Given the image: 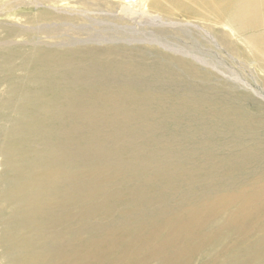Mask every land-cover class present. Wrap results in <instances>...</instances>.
<instances>
[{"label": "rangeland", "instance_id": "rangeland-1", "mask_svg": "<svg viewBox=\"0 0 264 264\" xmlns=\"http://www.w3.org/2000/svg\"><path fill=\"white\" fill-rule=\"evenodd\" d=\"M83 1L57 0L53 3L46 2L45 5H35L34 0H0V36L3 34L4 29L12 31L13 35L8 37L6 42L12 45H10L11 49L24 51L37 46L43 50L54 52V54L61 57L65 55V58H69L72 55L70 53H73V58L70 57L73 59L70 60V62L73 61L71 64H74V61H76L74 64L76 67L81 64H83L81 66H85L86 64L91 65L90 67L86 65L89 69L87 68V71H85V67L80 66L76 68L75 66H71L69 62L70 69H63L66 73H63V70L57 71L56 76L58 75V80L65 87V89L62 88L60 90L62 92L65 90L66 96H63V101L57 106H38L40 116L43 118V125L44 127L47 126V129L42 127V132L40 130L42 136L39 134L40 136L38 135L37 138L36 136L35 138L29 137V141L30 145L35 148L36 145L38 146L36 148L38 151H35L36 153L41 149L39 153L47 156L45 157L46 167L44 165L37 166V169L33 168V171L24 173L23 176L29 179L36 175L42 183L46 181L47 186L44 185V188H40L41 193H39V196L41 198L37 194L32 202L37 203L38 201H42L40 203V205L42 204L41 206L37 203L40 208L47 203L41 209L42 212L39 209L41 215L38 214V216H35V219L33 217L29 219L31 220L30 222L27 220L23 223L25 234L23 237H29L26 240L28 239V251L30 252L26 253L28 251L25 248V251L24 249L22 251V255L24 257L27 254L30 255L29 263L32 261L30 264H54V262L55 264H59L61 261L60 264H78L77 262H80V264H103L106 261L108 264H264V98L259 93L252 91L250 87L238 84L237 78L236 81L232 80L207 65L215 64L219 68L222 67L223 69H221L226 72L227 76L234 72V74L242 75L249 83L254 84V81H257L264 88V0H258L260 4L259 8L244 12L230 9L227 4L232 0L225 2H220V0H146L149 13L160 16L163 23L169 22V24H162L160 21L150 22L146 18L144 19L145 21L138 18V20H141L138 23L134 21V18L138 17L137 14L135 16L127 14L132 17L130 20V17L127 15L124 18H120L123 14L119 13L117 15V13L120 10L119 6L121 4L120 2H114V0H90V8L81 4ZM242 2L243 4H254L256 0H242ZM187 8L190 10L188 11ZM86 9L90 10V12L85 11ZM39 10L46 11V14L55 13L56 17L49 21H36L37 19L35 18L29 20L30 16H35ZM194 24L201 25V28L207 29L224 46L228 54L219 52L217 56L214 46L212 47L213 44H210L211 42L207 38L198 35L197 29L193 27ZM219 31L222 32L220 33ZM14 34L17 35L15 36ZM4 40L6 38L0 39V44ZM200 40L201 43H199ZM78 48L79 55L77 52ZM81 48L83 49L82 52L80 51ZM211 52L214 53L211 54ZM209 58L212 60L210 61ZM239 60L240 62L238 63ZM161 61L163 62L161 63ZM249 61L250 63H248ZM19 62L20 60L18 59L14 65L19 64ZM59 64H61V61ZM71 69L76 70H72L74 72L72 74L81 76L80 78L82 79L77 77L79 85H77L78 81L75 82L74 78L76 77L71 74ZM95 69H98L99 73ZM153 69L155 70L153 71ZM78 70H81V75ZM111 70L114 71L112 72ZM26 71L25 69L17 70L14 77L23 75ZM91 71H95L97 75L92 74ZM143 72L146 73V76ZM103 73L107 75L106 78H104ZM59 74H61V77ZM101 75L103 77H99ZM73 76L74 78H71ZM67 77H70V79L68 80ZM84 77L85 79H83ZM91 81H95L93 83L94 86ZM73 83L78 88L76 86L74 88ZM6 86V82H4V85L0 84V94H2L0 99L6 98L5 100H7L12 97L10 93H2ZM89 86L90 89L88 88ZM74 89H78L77 92ZM92 90L93 92H91ZM121 90L123 91L121 92ZM86 91H89L88 93L91 94L88 95ZM75 92L78 95L80 94L79 96L86 95L84 98H82L83 95L78 99ZM69 96L71 100L68 99ZM79 101L84 102L82 106ZM109 101L110 103H108ZM91 102H94V104ZM72 103H75L76 108ZM64 104L66 105L64 106ZM1 107L0 127L2 125V128L9 126L4 123L2 124L3 117L6 114L5 117H11L9 119L11 120V124L15 123L16 117L13 115L15 119L13 120L12 118L13 106ZM65 110L67 111L65 112ZM50 111L52 112L50 113ZM61 111L64 117L63 115L59 116L62 113ZM87 111H90L89 114H86ZM56 112H60L59 115ZM70 112L73 113L69 114ZM52 114L54 117L58 116V119L61 117V124L60 119L57 122L56 117L53 118ZM99 114L104 116L105 119L101 118L102 116ZM77 115L78 117H76ZM49 116L54 119V122H52L53 119L49 118ZM69 116H74L78 120V123L76 122L77 125L73 122L76 120L73 118L71 120ZM64 118L66 122H64ZM68 119L69 121H67ZM70 121L77 127L72 126ZM49 129L52 132L53 130L57 131L53 132L56 138L53 137L54 135ZM146 131H149L148 135ZM2 132L0 130V145L6 141ZM49 133L52 135L49 136ZM55 133H59L60 135L56 136L57 134ZM77 134H79L78 137ZM48 137H50L49 141ZM52 137L53 140H51ZM136 137H139L138 140ZM145 140H147V144H144ZM50 141L53 142L51 143ZM89 141H92V143L90 142L89 144ZM91 144H95L97 147ZM78 145L81 146L79 147ZM59 147H63L62 150ZM42 148L44 149L42 150ZM89 148H92V150ZM97 149L99 150L97 151ZM44 152L46 153L44 154ZM29 157L25 160L30 163L32 157ZM1 159L0 155V183L7 180L4 174V166L1 165ZM58 176L62 177L59 178ZM52 179H54V185L57 188L53 187ZM50 184L52 187H48ZM232 188L235 189L233 190ZM52 189L53 192L50 191ZM51 192L56 194H52ZM45 194L47 195L45 196ZM62 194L68 195L70 198ZM49 195L51 197L55 195L60 196L52 197L54 198L52 199L48 198ZM72 195L73 197L75 196L73 201L71 200ZM65 197L68 198L67 202ZM71 201L75 203L73 204ZM134 201L135 203H133ZM55 202H59V204L56 203L54 205ZM48 203L54 204H49L48 206ZM64 204L66 205L64 206ZM57 206L59 210L56 209ZM59 206L63 207L62 210ZM52 208H55V211ZM43 209H50L51 213ZM113 209H117V212ZM43 211L46 213L43 214ZM53 211H57V219H54L55 213ZM73 211L76 212L73 213ZM61 212L63 213L61 214ZM116 216L119 218L118 220H116ZM137 217H142L143 219H138ZM45 218H48L47 221L52 218L50 220L52 222L51 226L49 225L50 221L48 223ZM5 219H0L1 254L4 251V253L8 252L10 247V244L5 243L7 241L2 239L4 236L2 232L3 227L7 222ZM37 219L40 221H37ZM77 219L80 220L78 221ZM45 221L48 224H45ZM136 221L137 223H134ZM10 222L13 225L18 221L16 222L15 218H13L9 220ZM87 224L90 226L88 227ZM138 225H140V228ZM42 227L46 228L45 231L48 228L46 233L44 230L40 232L43 229ZM78 227L81 230H85L81 232ZM57 231L62 237L58 236V234L56 235ZM129 231L132 232L130 233ZM49 232L52 234H47ZM131 234H135L134 238L136 237L137 239H133ZM64 236H67L68 239ZM95 236L96 238H94ZM42 238H45V240ZM60 238L62 240L65 239L61 242ZM40 240L41 243L39 242ZM48 240L49 243L46 242ZM57 240L61 243H58ZM70 243L75 244L71 246ZM68 246H71L69 248L70 251L72 250L71 252L67 249ZM140 246L141 249L138 248ZM57 249L63 250L59 251ZM96 249L98 250L96 251ZM119 249L122 251L119 252ZM56 250L59 255L55 253ZM113 250L114 253H112ZM1 254L0 264H5L1 260ZM45 254H47V257H45ZM85 254L88 257L83 258L82 255L85 256ZM112 254L113 258H111ZM22 255L20 254V257ZM52 256L55 257L53 258ZM121 256L122 258H120ZM34 257H37V259ZM49 257L55 261H49ZM62 258L63 260L65 259V262ZM86 258L91 259V261L94 258L93 261L95 263L93 261L90 263L89 259V262L83 260ZM97 258L100 261L99 259L96 260Z\"/></svg>", "mask_w": 264, "mask_h": 264}, {"label": "bare ground", "instance_id": "bare-ground-1", "mask_svg": "<svg viewBox=\"0 0 264 264\" xmlns=\"http://www.w3.org/2000/svg\"><path fill=\"white\" fill-rule=\"evenodd\" d=\"M35 2V5H41V4H44L45 5V3L46 2H50V3H53V2H56L57 0H34ZM83 1V0H82ZM107 1H109V0H107ZM113 1V0H112ZM120 2V6H119V12L117 13V15L119 14V13H122L123 14V16L122 17H120V18H124V16H126L127 14H131V16L132 15H134L135 16V14H137V16L138 17H136V18H134V21H137L138 23H140L141 22V20H144L145 18H146V20H149L150 22H156V21H160V22H162L161 21V18H160V16H158V15H154V14H150L149 13V8H148V6H147V2H146V0L144 1V0H114V2ZM191 1H193V0H191ZM225 1H227V0H220V2H225ZM24 2H26V1H24ZM181 2V1H180ZM27 3V2H26ZM179 3V2H178ZM25 4V3H24ZM81 4H84L87 8L90 6L91 7V2H90V0H84ZM197 4V3H196ZM27 5V4H26ZM31 5V4H30ZM176 5V4H175ZM174 5V6H175ZM229 7H230V9H233L234 11L235 10H238V11H248V10H250V11H253V10H255V9H257V8H259L258 6H260V4H259V2H258V0H256V2L254 3V4H252V3H245V4H243V2H242V0H232L229 4H227ZM25 6V5H24ZM49 6V5H48ZM173 6V7H174ZM34 7V6H33ZM44 7V6H43ZM53 7V6H52ZM89 7V8H90ZM176 7V6H175ZM187 7V6H186ZM189 7H191L190 5H189ZM177 8H178V5H177ZM171 9V8H170ZM179 9H180V7H179ZM188 9V8H187ZM195 9V8H194ZM44 10H45V8H44ZM178 10V9H177ZM190 9H188V11H189ZM192 10V9H191ZM55 11V10H54ZM85 11H88V12H90V10H85ZM187 11V10H186ZM85 13V12H84ZM35 14V13H34ZM115 14V13H114ZM121 14V15H122ZM198 14V13H197ZM26 16V15H25ZM128 17H130L129 18V20L130 19H132V17L131 16H129V15H127ZM197 16V15H196ZM203 16V15H202ZM29 17V16H28ZM27 17V18H28ZM56 17V14L54 13V14H46V11H41V10H39V11H37V13L35 14V16H30V19L29 20H32V19H37L36 21H38V20H52L53 18H55ZM198 17V16H197ZM138 18H140L141 20H138ZM145 21V20H144ZM52 23V22H51ZM162 24H169V22H162ZM188 24V23H187ZM206 25V24H205ZM190 26V25H189ZM191 26H193V25H191ZM201 26V25H200ZM200 26H198V25H195L194 24V26L193 27H195L196 29H197V32H198V35H200V36H202V37H204V38H207L208 40H209V42H211L210 44H213L212 45V47L214 46V49L216 50L215 51V54H217V56H218V54H219V52L221 53L222 52V54L224 53V54H228V51L224 48V46L215 38V37H213V35L207 30V29H204V27L203 28H201ZM225 27V26H224ZM227 27V26H226ZM213 29V28H212ZM230 31V30H229ZM24 32H25V30L23 31V34H24ZM220 32V31H219ZM222 32V31H221ZM220 32V33H221ZM27 33V32H26ZM26 33H25V35H26ZM231 33H232V31H231ZM13 35V33H12V31H10V30H8V29H4V32H3V34L0 36V39L1 40H3V39H5L6 38V40H4V41H2V43L0 44V84L1 85H4V82H6L7 83V86L5 87V89H4V91H2V93H10V94H12V97H11V99H7V100H5V99H0V109L2 108L1 106H13L12 108H13V114H12V118H13V115H14V117H16V119L15 118H13V120L15 119V123H13V124H11V120H9V119H11V117L10 116H7V117H3V122H2V124L4 123V124H7V125H9L8 127H4V128H2V126L0 127V130H2L3 132H2V134L5 136V138H6V141H5V143L3 144H1L0 145V155H1V157H2V159H1V165L2 166H4V170H5V172H4V174H5V176L7 177V180L6 181H1L2 183H0V219H4V218H6L5 220H7V222L4 224V227H3V234H4V236H3V240L4 241H7V242H5V243H8V244H10V247H9V249H8V252H6V253H0L1 254V260L5 263V264H30V263H32V261L29 263V257H30V255H26L25 257L22 255V251H23V249H24V251H25V248L27 249L26 251H28V239H29V237H26V238H28L27 240H26V238H24L23 236L25 235L24 234V231H23V223L25 222V221H27V220H29V219H32L33 217H34V219L36 218L35 216H38V214H40L41 212H42V208H44L45 207V205H46V203H45V205H44V203H43V207L42 208H40V206L42 205H40V203L42 202V201H38L37 203H39V205H37V203L35 202H32L33 201V198L38 194V196H39V193H41L40 191H41V189L40 188H44V185H46V181L45 182H43L42 183V181H39V179L37 178V176L36 175H34L33 176V178H29V179H27L26 178V176H23L24 175V173H29L30 171H33L32 169L33 168H36L37 166H42V165H46V162H45V157H47V156H44V155H41V153H39L40 152V150L41 149H39V152H35V151H38L36 148H38V146L36 145V148L34 147V146H32V145H30V139H29V137H34L35 138V136H36V138H37V136L40 134H42V133H40V130H41V132H42V127L43 128H46V127H44V125H43V118H41V114H40V110H39V108H38V106H57L58 104H60V102L61 101H63V96H66L65 94V90H64V92H62L60 89H65V87H63V84H61L60 83V81L58 80V75L56 76V72L57 71H60V70H68V69H70V64H71V62L73 63V61H71L70 62V60H73V59H71V58H73L72 57V55H73V53H70V54H72V55H70V57L69 58H65L64 56L63 57H61V56H59V55H57V54H54V52H50V51H48V50H43L41 47H37V46H34V47H32V48H30V49H26V50H24V51H19V50H14V49H11L12 47V45L10 44V43H6L7 42V39H8V37H10V36H12ZM15 35V34H14ZM17 35V34H16ZM15 35V36H16ZM221 36V35H220ZM14 37V36H13ZM53 37V36H52ZM204 38H202V40H204ZM218 39H220V38H218ZM222 40V39H221ZM199 43H201V40H200V42ZM225 43V42H224ZM4 46V47H2V46ZM11 45V46H10ZM203 46V45H202ZM94 48V47H93ZM209 48H210V45H209ZM234 48V47H233ZM100 49V48H99ZM203 49V48H202ZM206 49H207V47H206ZM237 49V48H236ZM76 50V49H75ZM74 50V51H75ZM82 48H81V52H82ZM86 50V49H85ZM93 50V49H92ZM212 51H213V49H211ZM228 50H229V48H228ZM71 51V50H70ZM73 51V50H72ZM86 51H88V50H86ZM86 51H84V53H86ZM94 51H95V48H94ZM60 52V51H59ZM78 55H79V48H78ZM89 52V51H88ZM87 52V53H88ZM93 52V51H92ZM117 52V51H116ZM241 52V51H240ZM239 52V53H240ZM75 53H76V51H75ZM94 53V52H93ZM92 53V54H93ZM200 53V52H199ZM202 53V52H201ZM214 52H211V54H213ZM242 53V52H241ZM81 54V53H80ZM94 54H96V53H94ZM103 54V53H102ZM83 55V54H82ZM87 55V54H86ZM86 55H85V57H86ZM99 55H100V53H99ZM105 55V54H104ZM115 55V54H114ZM75 56L77 57V55L75 54ZM88 56V55H87ZM91 56V55H90ZM93 56H95V55H93ZM93 56H92V58H93ZM103 56V55H102ZM113 56V55H112ZM229 56V55H228ZM97 57H98V55H97ZM197 57V56H196ZM210 57H211V55H210ZM78 58V57H77ZM90 58V57H89ZM91 58V59H92ZM99 58H101V57H99ZM106 58V57H105ZM198 58V57H197ZM204 58H205V56H204ZM212 58V57H211ZM224 58V57H223ZM226 58H227V56H226ZM20 60V62H19V64H16V65H14L15 63H16V61L17 60ZM95 59H97L96 57H95ZM210 59V58H209ZM212 59H214V57L212 58ZM212 59H210V61L212 60ZM220 59V58H219ZM74 60H76V58H74ZM99 60V59H98ZM119 60V59H118ZM129 60V59H128ZM172 60V59H171ZM205 60V59H204ZM216 60V59H215ZM225 60V59H224ZM61 61V64H59V62ZM77 61H78V59H77ZM81 61V60H80ZM96 61V60H95ZM99 61H102V60H99ZM107 61H109V60H107ZM130 61H131V59H130ZM137 61H138V59H137ZM173 61H174V59H173ZM184 61V60H183ZM205 61H207V60H205ZM228 61V60H227ZM231 61V60H230ZM234 61V60H233ZM69 62H70V64H69ZM75 62L76 61H74V64H75ZM87 62V61H86ZM97 62V61H96ZM131 62H133V61H131ZM163 61H161V63H162ZM171 62V61H170ZM216 62V61H215ZM225 62V61H224ZM240 62V60L238 61V63ZM79 63V62H78ZM81 63H82V61H81ZM80 63V64H81ZM95 63V62H94ZM121 63V62H120ZM139 63V62H138ZM145 63V62H144ZM147 63V62H146ZM206 63V62H205ZM219 63V62H218ZM242 63V62H241ZM248 63H250V61L248 62ZM74 64H71V66H75L76 67V65H74ZM77 64V63H76ZM79 64V65H80ZM84 64H85V60H84ZM88 64H90V62H88ZM93 64V63H92ZM101 64V63H100ZM148 64V63H147ZM167 64H168V62H167ZM172 64V63H171ZM252 64V63H251ZM81 65H83V64H81ZM80 65V66H81ZM87 65V64H86ZM86 65L85 66H81V67H85L84 69H85V71H87L86 69L88 68L89 69V67L91 66V65H87V66H89V67H86ZM152 65V64H151ZM159 65V64H158ZM209 67H211V68H213L214 70H217V72H219V73H221V74H223L224 76H226V77H228V78H230V79H232V80H235L236 81V78H237V80H238V84H240V85H243V86H246V87H250V89L252 90V91H255V92H257V93H259L263 98H264V88L262 87V85L260 86L259 84H258V82L257 81H254V84L253 83H249L242 75H239V74H234V72L233 73H231V74H229V76H227V74H226V72H224L221 68H219L218 66H216L215 64L214 65H212V64H207ZM224 65H226V64H224ZM80 66H78L77 65V67L76 68H78V67H80ZM93 66V65H92ZM98 66V65H97ZM105 66H106V64H105ZM111 66V65H110ZM133 66V65H132ZM139 66H141V65H139ZM149 66V65H148ZM147 66V67H148ZM155 66V65H154ZM173 66V65H172ZM240 66H241V64H240ZM95 67V66H94ZM120 67V66H119ZM137 67V66H136ZM157 67V66H156ZM171 67V66H170ZM234 67V66H233ZM95 68H97V67H95ZM103 68V67H102ZM108 68V67H107ZM113 68V67H112ZM130 68V67H129ZM145 68V67H144ZM143 68V69H144ZM150 68V67H149ZM165 68H167L166 66H165ZM225 68V67H224ZM248 68V67H247ZM21 69H25V70H27L26 71V73L25 74H23V75H19L18 77H14V75H16L15 73H16V71L17 70H21ZM82 69V68H81ZM231 69V68H230ZM239 69V68H238ZM255 69V68H254ZM64 70H63V73H66V72H64ZM76 71L75 69H71L70 71H71V74H72V72L73 71ZM96 70V69H95ZM98 70V69H97ZM96 70V72L97 73H99V71H97ZM101 70H103V69H101ZM100 70V71H101ZM115 70V69H114ZM114 70H111L112 72L114 71ZM119 70V69H118ZM130 70V69H129ZM155 69H153V71H154ZM160 70H162V69H160ZM235 70V69H234ZM239 70H241V69H239ZM79 71V70H78ZM81 71V70H80ZM79 71V72H80ZM82 71H84L83 69H82ZM88 71H90V70H88ZM143 71V70H142ZM170 71V70H169ZM178 71V70H177ZM193 71V70H192ZM92 72V71H91ZM95 71H93L92 72V74H94V75H97V73H96ZM107 72V71H106ZM149 72H151V71H149ZM162 72V71H161ZM167 72V71H166ZM68 73V72H67ZM74 73V72H73ZM77 73V72H76ZM86 73V72H85ZM96 73V74H95ZM119 73V72H118ZM144 73V72H143ZM171 73V72H170ZM190 73V72H189ZM229 73V72H228ZM238 73H240V72H238ZM83 74H84V72H83ZM89 74H90V72H89ZM107 74H109V73H107ZM115 74V73H114ZM121 74V73H120ZM149 74V73H148ZM157 74V73H156ZM159 74V73H158ZM197 74V73H196ZM241 74V73H240ZM60 75V77H61V74H59ZM67 75V74H66ZM69 75H70V73H69ZM72 75H74V74H72ZM79 75V74H78ZM80 75H81V72H80ZM84 75H86V74H84ZM91 75V74H90ZM94 75H92V76H94ZM99 75V74H98ZM103 75L105 76L104 78H106V76L107 75H105L104 73H103ZM126 75V74H125ZM144 75L146 76V73H144ZM151 75V74H150ZM161 75V74H160ZM169 75V74H168ZM190 75V74H189ZM199 75V74H198ZM75 76V75H74ZM74 76L73 77H71V78H74ZM88 76V75H87ZM144 76V77H145ZM76 78H74V80H75V82L76 81H78V79H77V77L78 78H80L81 76H77V74H76V76H75ZM95 77V76H94ZM99 77H103L102 75L101 76H99ZM99 77H96V78H99ZM109 78H110V76H108ZM107 77V78H108ZM118 77V76H117ZM126 77V76H125ZM129 77H131V76H129ZM143 77V78H144ZM148 77V76H147ZM146 77V78H147ZM64 78V77H63ZM68 78V77H67ZM89 78V77H88ZM93 78V77H92ZM108 78V79H109ZM70 79V77L68 78V80ZM80 79H82V78H80ZM83 79H85V77L83 78ZM100 79V78H99ZM149 79V78H148ZM195 79V78H194ZM11 80V81H10ZM61 80H63V79H61ZM73 80V79H72ZM72 80H70V81H72ZM89 81H90V79H88ZM93 80H95L94 78H93ZM103 80H106V79H103ZM140 80V79H139ZM81 81H83V80H81ZM97 81V80H96ZM99 81V80H98ZM109 81H111V80H109ZM119 81V80H118ZM72 82H74V81H72ZM84 82H85V80H84ZM87 82V81H86ZM95 82V81H94ZM93 81H91V83H92V85H93V83H94ZM102 82V81H101ZM105 82V81H104ZM117 82V81H116ZM141 82V81H140ZM143 82V81H142ZM150 82V81H149ZM177 82V81H176ZM187 82V81H186ZM194 82V81H193ZM203 82V81H202ZM209 82V81H208ZM78 84L77 85H79V81L77 82ZM90 83V82H89ZM89 83H87L88 85H89ZM188 83V82H187ZM191 83V82H190ZM189 83V84H190ZM74 84V83H73ZM101 84V83H100ZM108 84V83H107ZM118 84V83H117ZM128 84V83H127ZM139 84V83H138ZM145 84V83H144ZM203 84V83H202ZM206 84V83H205ZM212 84V83H211ZM65 85V84H64ZM84 86H85V84H83ZM91 85V84H90ZM91 85V86H92ZM112 85V84H111ZM195 85V84H194ZM198 85V84H197ZM223 85V84H222ZM70 86H71V84H70ZM75 86H76V84H74V88H75ZM94 86V85H93ZM119 86V85H118ZM187 86H188V84H187ZM77 87V86H76ZM106 87V86H105ZM141 87V86H140ZM162 87V86H161ZM220 87V86H219ZM78 88V87H77ZM89 89H90V86L88 87ZM123 88V87H122ZM160 88V87H159ZM211 88V87H210ZM222 88V87H221ZM70 89V88H69ZM89 89H87V90H89ZM127 89V88H126ZM130 89H131V87H130ZM134 89V88H133ZM66 90H67V88H66ZM78 90V89H77ZM77 90H75L74 89V91H76L77 92ZM83 90V89H82ZM132 90V89H131ZM69 92H70V90H68ZM72 91V90H71ZM74 91H72V92H74ZM123 90H121V92H122ZM75 92V93H76ZM87 92V91H86ZM89 92V91H88ZM87 92V93H88ZM91 92H93V90L91 91ZM96 92V91H95ZM85 93V92H84ZM104 93V92H103ZM73 95H74V93H72ZM83 94V93H82ZM91 94V93H90ZM89 93H88V95H90ZM93 94V93H92ZM99 94V93H98ZM121 94V93H120ZM119 94V95H120ZM133 94V93H132ZM1 95L2 94H0V97H1ZM72 95V96H73ZM76 95H77V97H78V99H80L83 95V97L82 98H84L85 97V95L86 94H83L82 96H79L77 93H76ZM96 95H97V93H96ZM136 95V94H135ZM103 96H105V95H103ZM121 96V95H120ZM126 96V95H125ZM146 96V95H145ZM67 97H68V95H67ZM194 97V96H193ZM72 98V97H71ZM68 99H70V96H69V98ZM71 100V99H70ZM69 100V101H70ZM65 101V100H64ZM66 101H68V100H66ZM95 101V100H94ZM149 101V100H148ZM235 101H237V100H235ZM71 102V101H70ZM73 102V101H72ZM81 104V106H82V103H84V102H81V101H79ZM85 102H86V100H85ZM96 102H97V100H96ZM91 103H93L94 104V102H91ZM108 103H110V101L108 102ZM113 103V102H112ZM182 103V102H181ZM63 104V103H62ZM69 104H71V103H69ZM77 105H78V103H76ZM87 104V103H86ZM85 104V105H86ZM88 104H90V103H88ZM93 104H91V105H93ZM148 104H149V102H148ZM66 104H64V106H65ZM72 105L73 106H75V108H76V105H75V103H72ZM123 105V104H122ZM183 105V104H182ZM68 106V105H67ZM71 106V105H70ZM72 106V107H73ZM90 106V105H89ZM195 106V105H194ZM61 107V106H60ZM78 107V106H77ZM188 107V106H187ZM57 108V107H56ZM70 108V107H69ZM74 108V107H73ZM79 108H81V107H79ZM87 108H88V106H87ZM86 107H85V109H87ZM89 108H91V107H89ZM97 108V107H96ZM141 108V107H140ZM45 109V108H44ZM61 109V108H60ZM68 109V108H67ZM78 109V108H77ZM93 109V108H92ZM149 109V108H148ZM185 109V108H184ZM198 109V108H197ZM59 110V109H58ZM71 110H73L72 108H71ZM70 110V111H71ZM96 110V109H95ZM54 111H56V110H54ZM63 111H64V109H63ZM67 110H65V112H66ZM92 112H94L93 110H91ZM119 111V110H118ZM125 111V110H124ZM149 111V110H148ZM52 111H50V113H51ZM62 112V111H61ZM68 112H69V110H68ZM75 112H76V110H75ZM82 112V111H81ZM85 112V111H84ZM83 112V113H84ZM90 112V111H89ZM89 112L87 111L86 112V114L88 113L89 114ZM97 112V111H96ZM96 112H95V114H96ZM103 112V111H102ZM132 112V111H131ZM131 112H129L130 114H131ZM12 113V112H11ZM10 113V114H11ZM49 113V115L51 116V114ZM56 113H58V115H59V113L60 112H56ZM55 113V114H56ZM71 113H73V112H70L69 114H71ZM80 113V112H79ZM82 113V114H83ZM98 113H100V112H98ZM157 113V112H156ZM54 114V115H55ZM86 114H84L85 116H86ZM91 114V113H90ZM103 114V113H102ZM117 114H118V112H117ZM120 114V113H119ZM57 115V114H56ZM61 115H63V112L62 113H60V115L59 116H61ZM68 115V114H67ZM98 115V114H97ZM99 115H101V114H99ZM126 115H128V114H126ZM156 115V114H155ZM43 116H45V115H43ZM49 116V118H55L56 117V119H57V122H58V120L61 118V117H59V119L57 118L58 116H53V114H52V117H50ZM92 116V115H91ZM94 116V115H93ZM102 116V115H101ZM100 116V117H101ZM118 116V115H117ZM129 116V115H128ZM63 117H64V115H63ZM70 117V116H69ZM76 117H78V115L76 116ZM80 117H82V116H80ZM95 117V116H94ZM119 117V116H118ZM192 117V116H191ZM239 117V116H238ZM52 118V119H53ZM71 118V120H72V118L73 119H75L76 121H73V122H75L74 124H76L77 125V119L76 118H74V116H72V117H70ZM92 118V117H91ZM101 118H103V119H105V117L104 116H102ZM101 118H100V122L102 121L101 120ZM124 118V117H123ZM141 118H142V116H141ZM46 119H48L47 117H46ZM56 119H55V121H56ZM84 119H86V118H84ZM95 119V118H94ZM117 119V118H116ZM190 119V118H189ZM239 119V118H238ZM64 120V122H66L65 120V118L63 119ZM95 120H98V119H95ZM129 120V119H128ZM137 120V119H136ZM144 120V119H143ZM52 121V120H51ZM60 121V124H61V119L59 120ZM67 121H69V119L67 120ZM86 121V120H85ZM89 121V120H88ZM104 121H106V120H104ZM115 121V120H114ZM127 121V120H126ZM138 121V120H137ZM140 121H141V119H140ZM149 121V120H148ZM196 121V120H195ZM52 122H54V119H53V121ZM72 121H70V123H71V125L72 126H74V124H72L73 123ZM77 122V123H76ZM98 122V121H97ZM96 122V123H97ZM107 122H108V119H107ZM111 122V121H110ZM136 122V121H135ZM144 122V121H143ZM46 123H48V122H46ZM68 123V122H67ZM106 123V122H105ZM112 123V122H111ZM138 123V122H137ZM137 123H135L136 125H137ZM148 123V122H147ZM55 124V123H54ZM64 124H66V123H64ZM69 124V123H68ZM91 124V123H90ZM90 124H89V127H90ZM103 124V123H102ZM150 124V123H149ZM218 124V123H217ZM49 125V124H48ZM97 125H100V124H97ZM226 125V124H225ZM5 126V125H4ZM94 126V125H93ZM92 126V127H93ZM239 126V125H238ZM60 127V126H59ZM58 127V128H59ZM70 127V126H69ZM69 127H66V128H69ZM74 127H77V126H74ZM88 127V128H89ZM55 128H56V126H55ZM55 128H51V129H55ZM57 128V129H58ZM63 128V127H62ZM65 128V129H66ZM72 130H73V128L72 127H70ZM95 128H98V127H95ZM113 128V127H112ZM146 128V127H145ZM227 128V127H226ZM241 128V127H240ZM47 129V128H46ZM51 129H49L50 130V132H52V130ZM78 129V128H77ZM113 129H116V128H113ZM118 129V128H117ZM140 129V128H139ZM189 129V128H188ZM223 129V128H222ZM236 129V128H235ZM43 130H45V129H43ZM62 130V129H61ZM70 130V129H69ZM71 130V131H72ZM87 130V129H86ZM45 131H47V130H45ZM75 131V130H74ZM82 131V130H81ZM205 131V130H204ZM49 132V131H48ZM53 132H57V131H54L53 130ZM52 132V134L54 135V133ZM62 132V131H61ZM73 132V131H72ZM76 132V131H75ZM74 132V133H75ZM102 132H104V131H102ZM141 132V131H140ZM147 133V135H148V132L149 131H146ZM183 132V131H182ZM221 132H222V130H221ZM249 132H251V131H249ZM71 133V132H70ZM76 133H78V132H76ZM98 133H100V132H98ZM153 133V132H152ZM230 133V132H229ZM257 133V132H256ZM43 134H45V133H43ZM46 134H48L47 132H46ZM52 134H50L49 133V136H51ZM55 134H57L56 136H58V134L59 133H55ZM81 134V133H80ZM140 134V133H139ZM145 134V135H146ZM39 135V136H40ZM60 135V134H59ZM71 135V134H70ZM73 135H75V134H73ZM78 135L79 134H77V137H78ZM84 135V134H83ZM101 135V134H100ZM103 135V134H102ZM150 135H152V134H150ZM42 136V135H41ZM89 136V135H88ZM123 136H124V134H123ZM129 136V135H128ZM250 136H252V135H250ZM53 137H55V135L53 136ZM53 137H52V139L51 140H53ZM107 137V136H106ZM117 137V136H116ZM130 137H132V136H130ZM141 137V136H140ZM153 137V136H152ZM41 138V137H40ZM45 138V137H44ZM50 137H48V141L50 140L49 139ZM56 138V137H55ZM54 138V139H55ZM91 138V137H90ZM99 138V137H98ZM138 138L139 137H136V139L138 140ZM142 138V137H141ZM144 138H145V136H144ZM155 138V137H154ZM46 139V138H45ZM143 139V138H142ZM152 139V138H151ZM35 140V139H34ZM85 140V139H84ZM130 140H132V139H130ZM135 140V139H134ZM153 140H155V139H153ZM41 141V140H40ZM59 141V140H58ZM115 141V140H114ZM146 141L147 140H145V142H144V144L146 143ZM246 141V140H245ZM41 142H43V141H41ZM46 142V141H45ZM51 143L53 142V141H50ZM49 142V143H50ZM78 142H79V140H78ZM82 142V141H81ZM90 142L92 143V141H89V144H90ZM254 142V141H253ZM62 143V142H61ZM136 144H138L137 142H135ZM148 143V142H147ZM146 143V144H147ZM152 143V142H151ZM155 143V142H154ZM153 143V144H154ZM218 143V142H217ZM242 143V142H241ZM264 143V142H263ZM262 143V144H263ZM37 144H38V142H37ZM41 144V143H40ZM53 144H55V143H53ZM60 144V143H59ZM86 144H87V142H86ZM156 144V143H155ZM34 145V144H33ZM55 145H57V144H55ZM92 145V144H91ZM93 145H95V144H93ZM92 145V146H93ZM142 145V144H141ZM255 145V144H254ZM40 146V145H39ZM63 146H64V144H63ZM79 146V145H78ZM81 146V145H80ZM79 146V147H80ZM84 146V145H83ZM90 146V145H89ZM96 147H97V145H95ZM101 146V145H100ZM51 147V146H50ZM54 147V146H53ZM58 147V146H57ZM41 148V147H40ZM46 148H47V145H46ZM59 148H61V147H59ZM63 148V147H62ZM62 148H61V150H62ZM85 148H86V146H85ZM88 148V147H87ZM193 148V147H192ZM44 148H42V150H43ZM70 149H72V148H70ZM74 149V148H73ZM82 149V148H81ZM84 149V148H83ZM89 149H91L92 150V148H89ZM94 149V148H93ZM101 149V148H100ZM143 149V148H142ZM151 149V148H150ZM68 150H69V146H68ZM87 150V149H86ZM95 150V149H94ZM99 149H97V151H98ZM217 150V149H216ZM54 151V150H53ZM58 151H59V149H58ZM72 151V150H71ZM100 151H102V150H100ZM152 151H153V149H152ZM158 151V150H157ZM46 152H48V151H46ZM46 152H44V154L46 153ZM63 152V151H62ZM89 153H90V151H88ZM94 152V151H93ZM72 153V152H71ZM155 153V152H154ZM86 154H88V153H86ZM103 154V153H102ZM117 154V153H116ZM110 155V154H109ZM32 157V159H31V162L29 163L28 161H26L25 159H27V157ZM89 156V155H88ZM99 156H100V154H99ZM98 156V157H99ZM235 156V155H234ZM29 157V158H30ZM49 157V156H48ZM75 157V156H74ZM80 157H81V155H80ZM94 157V156H93ZM93 157H92V159H93ZM161 157V156H160ZM171 157V156H170ZM193 157V156H192ZM232 157V156H231ZM67 158V157H66ZM88 158H90V157H88ZM100 158H102V157H100ZM164 158V157H163ZM174 158V157H173ZM49 159V158H48ZM47 159V160H48ZM59 159H61V158H59ZM58 159V160H59ZM70 159V158H69ZM165 159V158H164ZM183 159V158H182ZM240 159H242V158H240ZM51 160V159H50ZM58 160H56L57 162H58ZM81 160V159H80ZM166 160V159H165ZM53 161V160H52ZM62 161V160H61ZM74 161V160H73ZM151 161V160H150ZM64 162V161H63ZM82 162V161H81ZM195 162V161H194ZM97 163V162H96ZM114 163V162H113ZM55 164V163H54ZM100 164V163H99ZM105 164V163H104ZM157 164V163H156ZM172 164V163H171ZM203 164V163H202ZM205 164V163H204ZM55 166V165H54ZM59 166H61V165H59ZM204 166V165H203ZM46 167V166H45ZM56 167V166H55ZM72 167H73V165H72ZM93 167V166H92ZM96 167V166H95ZM48 168V167H47ZM60 168V167H59ZM100 168V167H99ZM105 168V167H104ZM219 168V167H218ZM37 169V168H36ZM35 169V170H36ZM44 169H46V168H44ZM86 169V168H85ZM90 169V168H89ZM156 169V168H155ZM170 169V168H169ZM34 170V171H35ZM42 170V169H41ZM72 170H74V169H72ZM158 170V169H157ZM229 170V169H228ZM76 171V170H75ZM171 171V170H170ZM225 171V170H224ZM36 172V171H35ZM46 172V171H45ZM44 172V173H45ZM47 172H48V170H47ZM105 172V171H104ZM184 172V171H183ZM223 172V171H222ZM229 172V171H228ZM73 173V172H72ZM96 173V172H95ZM180 173V172H179ZM224 173V172H223ZM223 173H221V174H223ZM226 173H227V171H226ZM36 174V173H35ZM84 174V173H83ZM91 174V173H90ZM98 174V173H97ZM156 174V173H155ZM173 174H174V172H173ZM22 175V176H21ZM89 175V174H88ZM175 175V174H174ZM216 175V174H215ZM231 175V174H230ZM46 176H47V174H46ZM182 176H184V175H182ZM53 177V176H52ZM59 177V176H58ZM60 177H62V176H60ZM59 177V178H60ZM174 177V176H173ZM186 177V176H185ZM194 177H196V176H194ZM202 177V176H201ZM222 177H224V176H222ZM221 177V178H222ZM69 178V177H68ZM220 178V177H219ZM231 179V178H230ZM235 179V178H234ZM48 180V179H47ZM53 180V185H54V179H52ZM221 180V179H220ZM228 180V179H227ZM51 181V180H50ZM58 181V180H57ZM61 181V180H60ZM64 181V180H63ZM109 181V180H108ZM176 181V180H175ZM174 181V182H175ZM212 181V180H211ZM213 181H214V179H213ZM225 181V180H224ZM49 182V181H48ZM66 182V181H65ZM215 182V181H214ZM217 182V181H216ZM223 182V181H222ZM228 182H230V181H228ZM227 182V183H228ZM45 183V184H44ZM51 183V182H50ZM58 183V182H57ZM185 183H187V181H185ZM190 183V182H189ZM188 183V184H189ZM209 183H212V182H209ZM62 184V183H61ZM157 184V183H156ZM191 184V183H190ZM194 184V183H193ZM212 184H215V183H212ZM218 184V183H217ZM225 184H226V182H225ZM201 185V184H200ZM202 185H203V183H202ZM210 185V184H209ZM231 185V184H230ZM47 186V185H46ZM52 187V185L50 184L48 187ZM207 186V185H206ZM47 187V188H48ZM53 187H55V188H57V186H53ZM70 187V186H69ZM74 187V186H73ZM103 187V186H102ZM193 187H196V186H193ZM209 187V186H208ZM213 187V186H212ZM220 187H221V185H220ZM72 188V187H71ZM167 188V187H166ZM218 188V187H217ZM224 188H225V186H224ZM46 189V188H45ZM51 189V188H50ZM69 189V188H68ZM231 189V188H230ZM229 189V190H230ZM233 190L235 189V188H232ZM24 190V191H23ZM25 190H26V192H25ZM29 190H30V192H29ZM77 190V189H76ZM218 190V189H217ZM216 190V191H217ZM225 190V189H224ZM43 192H44V190H42ZM46 191V190H45ZM49 191V190H48ZM50 191H52L53 192V189L52 190H50ZM50 191H49V193H50ZM56 191V190H55ZM60 191V190H59ZM127 191V190H126ZM204 191V190H203ZM213 191V190H212ZM219 191V190H218ZM51 192V193H52ZM73 192V191H72ZM215 192V191H214ZM213 192V193H214ZM59 193V192H58ZM92 193V192H91ZM125 193V192H124ZM231 193V192H230ZM235 193V192H234ZM52 194H56V193H52ZM60 194V193H59ZM75 194H77V193H75ZM203 194V193H202ZM227 194V193H226ZM237 194V193H236ZM47 194H45V196H46ZM61 195V194H60ZM59 195V196H60ZM63 195V194H62ZM211 195V194H210ZM214 195L216 196V194L214 193ZM221 195H222V193H221ZM43 196V195H42ZM59 196H57V195H55V196H52V197H59ZM63 196H66V195H63ZM77 196V195H76ZM98 196V195H97ZM182 196V195H181ZM180 196V197H181ZM185 196V195H184ZM195 196V195H194ZM218 196H219V194H218ZM237 196V195H236ZM252 196H254V195H252ZM40 198H41V196H39ZM50 195H49V197L48 198H52ZM66 197H68V198H70L68 195L66 196ZM65 197V198H66ZM72 198H71V200L73 201L74 199H75V196L73 197V195L71 196ZM193 197V196H192ZM232 197V196H231ZM36 198V197H35ZM43 198V197H42ZM62 198H64V197H62ZM68 198H66V202H67V200H68ZM74 198V199H73ZM145 198V197H144ZM230 198V197H229ZM52 199H54V198H52ZM163 199V198H162ZM180 199V198H179ZM198 199V198H197ZM197 199H195V200H197ZM222 199V198H221ZM233 199H236V198H233ZM35 200V199H34ZM37 200H40V199H37ZM45 200H47L46 198H45ZM51 200V199H50ZM57 200V199H56ZM60 200H62V199H60ZM79 200H80V198H79ZM228 200V199H227ZM226 200V201H227ZM22 201V202H21ZM48 201V200H47ZM59 201V200H58ZM71 201V202H72ZM78 201V200H77ZM132 201V200H131ZM130 201V202H131ZM229 201V200H228ZM29 202H31V203H29ZM65 202V201H64ZM68 202H70V201H68ZM80 202V201H79ZM93 202V201H92ZM130 202H129V204H130ZM224 202V201H223ZM51 203H52V201H51ZM56 203H58L59 204V202H55V204L54 205H56ZM61 203H63V202H61ZM73 204L75 203V202H72ZM71 203V204H72ZM98 203V202H97ZM113 203V202H112ZM133 203H135V201L133 202ZM169 203V202H168ZM235 203V202H234ZM49 204L50 203H48V206H49ZM53 204H50V205H53ZM68 204V203H67ZM96 204V203H95ZM99 204V203H98ZM116 204V203H115ZM126 204V203H125ZM132 204V203H131ZM231 204H232V202H231ZM237 204V203H236ZM66 204H64V206H65ZM76 205V204H75ZM83 205V204H82ZM81 205V206H82ZM158 205H159V203H158ZM191 205V204H190ZM226 205V204H225ZM225 205H224V207H225ZM233 205V204H232ZM61 206H63V205H61ZM63 206V207H64ZM69 206V205H68ZM92 206V205H91ZM99 206V205H98ZM234 206H236V205H234ZM233 206V207H234ZM242 206V205H241ZM7 207H9V209H7ZM53 207H56V206H53ZM60 207V206H59ZM62 207V208H63ZM94 207V206H93ZM97 207V206H96ZM100 207V206H99ZM237 207H239V206H237ZM62 208L60 207V209L62 210ZM65 208H67V207H65ZM114 208V207H113ZM120 208V207H119ZM133 208V207H132ZM197 208V207H196ZM39 209H40V211H39ZM53 210L55 209V208H52ZM56 209H58V206H57V208ZM86 209V208H85ZM89 209V208H88ZM102 209H103V207H102ZM115 209V208H114ZM113 209V210H114ZM159 209V208H158ZM217 209V208H216ZM219 209V208H218ZM44 210V209H43ZM48 210V209H47ZM47 210H44V211H47ZM50 210V209H49ZM48 210V211H49ZM59 210V209H58ZM94 210V209H93ZM92 210V211H93ZM117 210V209H116ZM116 210H114V211H116ZM199 210V209H198ZM213 210V209H212ZM234 210V209H233ZM44 211H43V214H45L44 213ZM55 211V210H54ZM53 211V212H54ZM64 211V210H63ZM67 211V210H66ZM121 211V210H120ZM131 211V210H130ZM133 211V210H132ZM232 211V210H231ZM262 211V210H261ZM5 212H8V213H5ZM57 212V211H56ZM56 212H54L55 214H54V219L56 218ZM74 212H76V211H73V213ZM117 212V211H116ZM122 212V211H121ZM120 212V213H121ZM263 212V211H262ZM49 213H51L50 211H49ZM63 212H61V214H62ZM78 213V212H77ZM80 213V212H79ZM89 213V212H88ZM119 213V212H118ZM126 213V212H125ZM132 213V212H131ZM134 213V212H133ZM157 213V212H156ZM155 213V214H156ZM162 213H163V211H162ZM226 213V212H225ZM48 214V213H47ZM90 214V213H89ZM116 214V213H115ZM129 214V213H128ZM158 214V213H157ZM41 215V214H40ZM92 215H93V213H92ZM153 215V214H152ZM161 215V214H160ZM46 216V215H45ZM44 216V217H45ZM72 216V215H71ZM127 216V215H126ZM159 216V215H158ZM262 216V215H261ZM43 217V218H44ZM47 217L49 218V216L47 215ZM65 217V216H64ZM70 217V216H69ZM75 217V216H74ZM77 217H79V216H77ZM136 217V216H135ZM145 217V216H144ZM13 218H15V220H16V222L17 223H14L13 225H11V222L9 223V220H12ZM38 218V217H37ZM47 218V219H48ZM81 218V217H80ZM117 218V219H116ZM116 220H118L119 218L116 216ZM138 218V217H137ZM142 217H140V218H138V219H141ZM207 218V217H206ZM39 219V218H38ZM37 219V221H40V220H38ZM46 219V218H45ZM47 219H46V221H47ZM52 219V218H51ZM51 219H49V221L51 220ZM57 219V218H56ZM87 219V218H86ZM98 219V218H97ZM120 219H122V218H120ZM137 219V220H138ZM143 219V218H142ZM150 219H152V218H150ZM62 220V219H61ZM66 220V219H65ZM78 220V219H77ZM76 220V221H77ZM80 220V219H79ZM78 220V221H79ZM113 220V219H112ZM116 220H115V223H116ZM156 220V219H155ZM165 220V219H164ZM208 220V219H207ZM4 221V220H3ZM31 220H29V222H30ZM44 221V220H43ZM45 221V224L48 222L49 223V221H47L46 222ZM86 221V220H85ZM103 221V220H102ZM130 221V220H129ZM135 221V220H134ZM33 222V221H32ZM74 222H75V220H74ZM87 222V221H86ZM90 222V221H89ZM94 222H96V221H94ZM118 222V221H117ZM126 222V221H125ZM165 222V221H164ZM35 223H37V222H35ZM40 223H43V222H40ZM40 223H39V225H40ZM47 223V224H48ZM69 223H71L70 221H69ZM102 223V222H101ZM114 223V222H113ZM124 223V222H123ZM134 223H137V221L136 222H134ZM186 223V222H185ZM45 224H43V225H45ZM50 224H52V222L50 221V223H49V225ZM84 224V223H83ZM89 224V223H88ZM88 224H87V226H88ZM140 224V223H139ZM166 224V223H165ZM183 224V223H182ZM36 225V224H35ZM54 225V224H53ZM109 225H111L110 223H109ZM125 225V224H124ZM134 225V224H133ZM152 225V224H151ZM38 226V225H37ZM47 226V225H46ZM51 226V225H50ZM50 226H48V227H50ZM90 226V225H89ZM88 226V227H89ZM117 226H118V224H117ZM120 226V225H119ZM130 226V225H129ZM132 226V225H131ZM139 226V228H140V225H138ZM137 226V227H138ZM142 226H144V225H142ZM149 226V225H148ZM34 227V226H33ZM39 227V226H38ZM86 227V226H85ZM84 227V228H85ZM92 227V226H91ZM147 227V226H146ZM43 228V227H42ZM56 228V227H55ZM67 228V227H66ZM79 228V227H78ZM87 228V227H86ZM97 228V227H96ZM110 228V227H109ZM116 228V227H115ZM125 228V227H124ZM134 228V227H133ZM133 228H132V230H133ZM136 228V227H135ZM145 228V227H144ZM37 229V228H36ZM39 229V228H38ZM46 229V228H45ZM45 229L43 228V229H41L40 230V232H42L43 230L45 231ZM50 229V228H49ZM68 229H69V227H68ZM67 229V230H68ZM83 229V228H82ZM116 229H119V228H116ZM138 229V228H137ZM143 229V228H142ZM150 229V228H149ZM148 229V230H149ZM47 230H48V228H47ZM46 230V231H47ZM58 230V229H57ZM79 230H81L80 228H79ZM83 230H85V229H83ZM83 230H81V232L83 231ZM88 230H89V228H88ZM88 230H87V232H88ZM136 230V229H135ZM154 230H155V228H154ZM46 231H45V233H46ZM54 231V230H53ZM56 231V230H55ZM62 231H63V229H62ZM107 231H108V229H107ZM117 231V230H116ZM136 231H138V230H136ZM262 231V230H261ZM27 232V231H26ZM39 232V231H38ZM39 232V233H40ZM68 232V231H67ZM70 232V231H69ZM78 232V231H77ZM85 232V231H84ZM100 232V231H99ZM106 232V231H105ZM109 232H111V231H109ZM115 232V231H114ZM130 232V231H129ZM132 232V231H131ZM130 232V233H131ZM44 233V234H45ZM92 233V232H91ZM102 233V232H101ZM120 233H122V231H120ZM124 233H125V231H124ZM126 233H127V231H126ZM135 233V232H134ZM148 233V232H147ZM146 233V234H147ZM154 233V232H153ZM29 234V233H28ZM47 234H52V233H47ZM58 234V236H60V237H62L59 233H58V231H57V233H56V235ZM70 234V233H69ZM79 234H80V232H79ZM82 234V233H81ZM93 234H94V232H93ZM98 234V233H97ZM112 234H113V231H112ZM115 234V233H114ZM117 234V233H116ZM136 234V233H135ZM135 234L134 235H132V237H133V239H135L134 238V236H135ZM9 235H11V236H9ZM41 235H43V234H41ZM78 235V234H77ZM105 235V234H104ZM118 235H119V232H118ZM122 235V234H121ZM120 235V236H121ZM142 235V234H141ZM145 235V234H144ZM148 235V234H147ZM146 235V236H147ZM151 235V234H150ZM157 235V234H156ZM19 236V237H18ZM86 236V235H85ZM103 236V235H102ZM102 236H101V239H102ZM123 236V235H122ZM127 236H129V235H127ZM154 236V235H153ZM18 237V238H17ZM41 237H43V236H41ZM40 237V238H41ZM47 237V236H46ZM49 237H50V235H49ZM65 237V236H64ZM67 237V236H66ZM65 237V238H66ZM90 237V236H89ZM110 237V236H109ZM116 237H117V235H116ZM115 237V238H116ZM131 237V238H132ZM64 238V239H65ZM94 238H96V236L94 237ZM119 238H121V237H119ZM124 238V237H123ZM145 238V237H144ZM246 238V237H245ZM43 239V238H42ZM51 239V238H50ZM53 239V238H52ZM61 239V242H63V240H62V238H60ZM59 239V240H60ZM67 239H68V237H67ZM70 239V238H69ZM75 239V238H74ZM137 239V238H136ZM139 239V238H138ZM37 240V239H36ZM43 240H45V238L43 239ZM71 240V239H70ZM82 240H84V239H82ZM91 240V239H90ZM123 240H125V239H123ZM129 240H130V238H129ZM139 240H141V239H139ZM138 240V241H139ZM197 240V239H196ZM58 241V240H57ZM66 241V240H65ZM92 241H93V239H92ZM99 241V240H98ZM118 241V240H117ZM119 241H120V239H119ZM118 241V242H119ZM126 241H128V240H126ZM125 241V242H126ZM138 241H136V242H138ZM40 243H41V240L39 241ZM46 242H48L49 243V240L48 241H46ZM61 242H59L58 241V243H61ZM73 242V241H72ZM74 242H77V241H74ZM80 242V241H79ZM86 242V241H85ZM94 242V241H93ZM124 242V243H125ZM132 242V241H131ZM43 243H45L44 241H43ZM57 243V242H56ZM66 243H67V241H66ZM91 244H92V242H90ZM103 243V242H102ZM101 243V244H102ZM105 243V242H104ZM117 243V242H116ZM121 243V242H120ZM127 243V242H126ZM39 244V243H38ZM75 244V243H74ZM74 244H71L70 243V245L72 246H74ZM84 244V243H83ZM94 244H95V242H94ZM113 244H114V242H113ZM42 245V244H41ZM46 245H48V244H46ZM53 245V244H52ZM65 245V244H64ZM66 245H68V244H66ZM79 245V244H78ZM97 245V244H96ZM108 245V244H107ZM119 245V244H118ZM121 245V244H120ZM123 245V244H122ZM127 245H128V243H127ZM129 245H130V243H129ZM54 246V245H53ZM52 246V247H53ZM71 246H68V248L67 249H69ZM87 246V245H86ZM117 246V245H116ZM124 246H125V244H124ZM123 246V247H124ZM133 246V245H132ZM34 247V246H33ZM35 247H36V245H35ZM41 247V246H40ZM39 247V248H40ZM45 247H47V246H45ZM102 247V246H101ZM118 247H120V246H118ZM128 247V246H127ZM133 247H135V246H133ZM171 247V246H170ZM29 248H30V246H29ZM54 248V247H53ZM58 248H60V247H58ZM75 248H76V246H75ZM89 248V247H88ZM91 248V247H90ZM108 248V247H107ZM113 248H115L114 246H113ZM125 248V247H124ZM131 248V247H130ZM139 249H141V246L140 247H138ZM172 248V247H171ZM35 249V248H34ZM48 249V248H47ZM77 249H79V248H77ZM85 249V248H84ZM98 249H99V247H98ZM98 249H96V251L98 250ZM120 249H122V248H120ZM118 250L119 252L120 251H122V250ZM37 250V249H36ZM39 250V249H38ZM54 250V249H53ZM57 250H59V249H57ZM56 250V252L55 253H57L58 254V251ZM60 250H63V249H60ZM59 250V251H60ZM65 250V249H64ZM102 250V249H101ZM43 251H44V249H43ZM50 251V250H49ZM72 251V250H71ZM70 251V249H69V252H71ZM74 251H75V249H74ZM84 251V250H83ZM90 251V250H89ZM100 251V250H99ZM103 251V250H102ZM112 251V250H111ZM141 251V250H140ZM153 251V250H152ZM30 251H28V252H26V253H29ZM79 252V251H78ZM77 252V253H78ZM108 252V251H107ZM32 253V252H31ZM48 253V252H47ZM54 253V252H53ZM59 253H62V252H59ZM83 253V252H82ZM112 253H114V250H113V252ZM116 253V252H115ZM205 253V252H204ZM20 254L22 255V257H20ZM52 254V253H51ZM74 254V253H73ZM101 254V253H100ZM110 254V253H109ZM119 254V253H118ZM123 254V253H122ZM126 254V253H125ZM34 255V254H33ZM46 256L45 257H47V254H45ZM59 255V254H58ZM58 255H57V257H58ZM62 255V254H61ZM67 255V254H66ZM70 255H72V254H70ZM78 255V254H77ZM92 255V254H91ZM90 255V257H92ZM102 255H103V253H102ZM107 255V254H106ZM105 255V256H106ZM111 255V254H110ZM110 255H108V256H110ZM117 255V254H116ZM115 255V256H116ZM124 255V254H123ZM41 256V255H40ZM51 256V255H50ZM87 255L85 254V256H83L82 255V257L84 258V257H86ZM96 257H97V255H95ZM104 256V255H103ZM107 256V257H108ZM119 256V255H118ZM53 257V256H52ZM55 257V256H54ZM53 257V258H54ZM56 257V258H57ZM61 257H64V256H61ZM67 257H69V256H67ZM88 257V256H87ZM96 257H94V258H96ZM209 257V256H208ZM34 258H36L37 259V257H34ZM33 258V259H34ZM40 258V257H39ZM55 258V259H56ZM59 258V257H58ZM57 258V259H58ZM66 258V257H65ZM71 258V257H70ZM80 258V257H79ZM94 258L92 259V261L94 260ZM104 258V257H103ZM102 258V259H103ZM109 259H111V258H113V254H112V257L110 258V257H108ZM108 258H107V260H108ZM120 258H122V256L120 257ZM123 258H124V256H123ZM135 258V257H134ZM57 259H56V261H57ZM69 259V258H68ZM89 259V258H88ZM88 259L86 258V259H83V260H87L88 261ZM99 258H97L96 260H98ZM144 259V258H143ZM32 260V259H31ZM48 260V259H47ZM51 260V258L49 257V261ZM62 260H63V258H62ZM65 260V259H64ZM63 260V261H64ZM73 260V259H72ZM95 260V261H96ZM105 260V259H104ZM137 260H138V258H137ZM35 261V260H34ZM52 262H54L53 261V259L51 260ZM61 261V260H60ZM59 261V262H60ZM71 261V260H70ZM73 261H75V260H73ZM78 261H79V259H78ZM82 261V260H81ZM86 261V262H87ZM89 261H91V259H89ZM88 261V262H89ZM92 261L90 262V263H92ZM99 261H100V259H99ZM103 261V260H102ZM106 261V260H105ZM135 261V260H134ZM62 262V261H61ZM60 262V263H61ZM65 262V261H64ZM63 262V263H64ZM67 262V261H66ZM76 262V261H75ZM85 262V263H86ZM87 262V263H88ZM94 262V261H93ZM136 262V261H135ZM51 263V262H50ZM59 263V264H60ZM78 264H80V262H77ZM95 263V262H94ZM96 263H97V261H96ZM104 263H107L108 264V262L106 261V262H103V264ZM155 263V262H154ZM54 264H55V262H54ZM57 264V263H56ZM65 264V263H64ZM67 264H69V263H67ZM139 264V263H138Z\"/></svg>", "mask_w": 264, "mask_h": 264}]
</instances>
